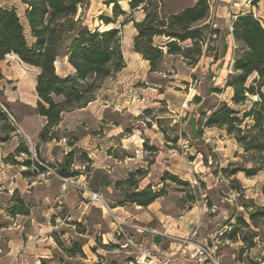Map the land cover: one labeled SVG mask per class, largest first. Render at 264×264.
Masks as SVG:
<instances>
[{"label": "rangeland", "instance_id": "1", "mask_svg": "<svg viewBox=\"0 0 264 264\" xmlns=\"http://www.w3.org/2000/svg\"><path fill=\"white\" fill-rule=\"evenodd\" d=\"M130 1L87 0L79 8L78 17L85 26L121 30L126 67L102 83L88 110L63 115V123L54 130L58 139L51 145L25 139L19 117L30 112L22 105L10 107L6 102L17 94L33 102L34 73L19 63L17 73H12L13 79L18 75L19 80L0 86V103L19 128L11 121L5 125L19 130L20 144L24 141L31 148L32 160L38 163L35 147L44 159L43 164H38L48 166V162L52 168L71 154V172L78 173L76 177L60 179L55 171L38 175L33 167L34 175L26 177L31 188L23 181L22 185L18 184L22 195L9 194L6 189L12 191L13 185H0V210L9 206L10 200L23 198L32 208L34 219L51 223L58 251L55 260L48 264H135V246L172 254L206 244L217 247L222 264L264 262L263 218L258 220L259 227L242 232L247 233L246 237H251L250 231L258 234L253 249L244 250L242 241L231 242L225 238L236 223V216L244 215L248 219V214L256 208H264V168L254 177H247L243 172L233 176L236 168L251 169L253 164L243 162V151L225 132L204 127L202 114H207L219 101L230 102L231 91L224 88L233 52L229 47L212 84L210 75L218 67L211 57L214 52L202 57L195 68L188 67L180 58L167 57L163 72L151 73L148 62L133 51L136 35L133 25L122 26L124 17L111 27L101 22L102 16L113 18L111 2H117L128 12ZM255 1L212 0L214 28L225 32L233 17L242 12L254 14L264 25V0ZM0 2L14 4L19 13L23 12L19 0ZM134 17L140 20L141 14ZM227 40L229 46L230 37ZM216 45L220 46L221 40ZM57 69L59 75L71 72L62 60L57 63ZM213 88L220 91L212 93ZM194 128L197 135L193 133ZM10 135L0 131V143L5 146L0 152V161L12 170L27 171L8 158V153L15 152ZM24 159L21 156L14 161L22 163ZM140 171L145 172L144 177L135 174L133 178L140 190L150 186L153 191L162 189L164 194L146 216L125 220L133 206L111 210L123 201L130 188L115 189L112 183L128 178V172ZM169 176L176 177L178 183ZM91 192L100 194L109 206L91 201ZM137 227L147 228L149 232L141 234ZM76 245H81L88 257L70 256L68 250Z\"/></svg>", "mask_w": 264, "mask_h": 264}, {"label": "trees", "instance_id": "2", "mask_svg": "<svg viewBox=\"0 0 264 264\" xmlns=\"http://www.w3.org/2000/svg\"><path fill=\"white\" fill-rule=\"evenodd\" d=\"M19 1L23 6L22 13L15 7L0 6V61L15 56L24 65L38 70L35 113L46 119L39 142H52L58 139L54 130L62 116L87 107L94 101L102 83L125 69L121 30L85 26L78 11L87 0ZM111 4L113 18L102 16L101 22L105 27H111L124 17L122 26L133 25L136 31L133 51L148 62L151 73H162L167 57L180 58L188 67L195 68L202 57L214 52L211 57L218 67L210 75L213 82L226 59L227 39L232 36L231 73L224 88L231 91L230 102L219 101L207 114L202 113L204 127L225 132L243 151V162L253 164L251 169L236 168L232 171L233 176L240 172L247 177L256 176L264 168V25L261 20L250 12H242L235 15L230 28L222 32L212 23V0H131L128 12L123 11L117 2ZM137 13L141 14L140 20L134 17ZM218 40H221L220 46L216 45ZM60 60H66L70 73L59 75L56 64ZM219 91L212 89V93ZM8 114L0 108V124H4L0 131L6 135L17 131L15 127L5 125L10 120ZM34 150L37 162L43 164L38 148ZM32 153L27 143L21 141L8 157L13 164L27 168L22 173L25 177L34 175L33 167L38 175L46 172V166L32 160ZM21 156L25 158L23 162L15 163L14 159ZM72 164L70 154L55 167V173L61 179L76 177L78 173L71 172ZM144 173L130 172L128 178L114 183L115 189L120 186L130 188L118 206L146 208L163 196L162 189L153 191L150 186L139 189L133 178L135 174L144 177ZM169 178L178 183L176 177ZM28 207L20 198L14 202L12 212L26 215ZM260 218L264 219V208H256L248 214V219L244 215L236 216V223L225 238L231 242L242 241L244 250L253 249L258 234L250 231L251 237H246L247 233L242 232L259 227ZM155 242L158 243L159 238ZM68 253L70 256H85L81 245H76ZM256 264H262V261Z\"/></svg>", "mask_w": 264, "mask_h": 264}, {"label": "crops", "instance_id": "3", "mask_svg": "<svg viewBox=\"0 0 264 264\" xmlns=\"http://www.w3.org/2000/svg\"><path fill=\"white\" fill-rule=\"evenodd\" d=\"M0 6L17 8L16 5L7 3V2H0ZM229 37H230L229 50L230 52H233L234 40L232 36H229ZM227 55H228V52H227ZM232 57H233V54L231 56L230 69L232 66ZM8 58H12V60H17V61H10L11 59H8ZM62 61L65 65L70 67L67 64L66 60H62ZM10 62L12 63L11 66H9ZM19 63L22 64L24 67H26L29 72L34 73L33 85L31 87V89L34 91V95H33L34 99H33V102H28L24 97L17 94L12 99H7L6 102L8 103L10 107L22 105L25 109H27L30 112L29 114H25V115L23 114V115H20L19 117L20 123L24 129L23 135H24V138L27 140L38 142L39 135L42 129L44 128V126L46 125V119L35 113L37 100H38L36 90H35L36 77L38 75V70L33 67L24 65L15 56H8L5 60L0 61V86L3 87L4 84L13 83L14 80H16V78L17 80H19L17 77L18 75H15V79H13V75H12L13 72L15 74L17 73V68L19 66ZM16 64L17 66H15ZM22 83L24 84V86L26 85L25 80H23ZM210 83L212 84V81H210ZM93 102H91L87 107L83 109H79V110L81 111L88 110V108L91 106ZM63 120H64V117L62 116V120L59 124V127L63 123ZM193 133L197 135L195 128L193 129ZM18 134H19V130L11 133L10 135L11 141L13 142V144L15 143L14 150H16L17 147L19 146L20 144L19 139L22 138L21 135H18ZM54 142L55 140L52 142L41 143V144L45 146H49ZM3 148H5L4 144L0 143V152L3 150ZM8 154H13V153L10 152ZM39 155L41 157V160L44 161L43 157L41 156V152H39ZM1 158L5 159L6 157L3 156ZM46 164H48V166H46L45 168L46 172H44L43 175L44 174L50 175L53 171H55V167L57 166H54V168H52L50 167L51 165H49L48 162H46ZM10 168L12 167L0 161V181H1L0 185L7 184V185L14 186V189L12 191H10L9 189H6L9 192V194L12 195L14 194L15 191L20 193L18 184L22 185V181L26 185H29L28 188H31L30 184H28V181H27L28 179L26 177L22 179L23 177L22 173L24 171L18 172ZM125 179L126 178L123 177L121 178L120 181H123ZM115 182H117V180L112 183V186L114 185ZM27 193H30V192H27ZM20 194L22 195V193ZM13 204H14V201L10 200L9 206L4 208L3 210H0V264H42V263L48 264V263L53 262V260H55L54 255L58 251V246L54 238L55 235H54V232L52 231L53 229L51 227V223L44 222V221L39 222L36 219H34L32 217L33 213H32L31 207H28L29 211H28V214L26 215L13 214L12 212ZM152 205L146 208L139 207V206H133L131 208V212L129 216L126 217L125 220L129 218L138 220L137 218H139L140 215L146 216V214L148 213L147 211L151 210L150 208L152 207ZM117 210H124V206H117L116 208L112 207L111 211L115 212ZM103 218L105 219L106 216L104 215ZM23 220L25 221L23 222ZM137 230L141 234L143 232H149L147 228H138ZM84 252H85L86 257H88L85 250ZM68 259L72 260L73 258L71 257Z\"/></svg>", "mask_w": 264, "mask_h": 264}, {"label": "built area", "instance_id": "4", "mask_svg": "<svg viewBox=\"0 0 264 264\" xmlns=\"http://www.w3.org/2000/svg\"><path fill=\"white\" fill-rule=\"evenodd\" d=\"M0 108L8 113L1 103ZM9 118L10 121L18 127L15 120L10 115ZM90 200L101 202L108 207L106 201L98 193L91 192ZM118 224L121 225V222ZM128 244L133 245V241L128 240ZM135 247L137 249L134 259L135 264H222L221 257L214 244L196 245L193 250L184 248L172 254L161 253L159 250L153 248ZM262 264H264V262H262Z\"/></svg>", "mask_w": 264, "mask_h": 264}, {"label": "water", "instance_id": "5", "mask_svg": "<svg viewBox=\"0 0 264 264\" xmlns=\"http://www.w3.org/2000/svg\"><path fill=\"white\" fill-rule=\"evenodd\" d=\"M36 156V155H35Z\"/></svg>", "mask_w": 264, "mask_h": 264}]
</instances>
